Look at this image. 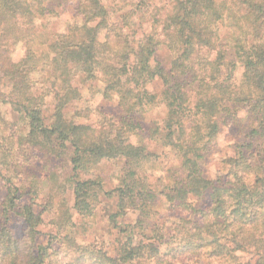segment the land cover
Masks as SVG:
<instances>
[{
    "label": "trees",
    "instance_id": "trees-1",
    "mask_svg": "<svg viewBox=\"0 0 264 264\" xmlns=\"http://www.w3.org/2000/svg\"><path fill=\"white\" fill-rule=\"evenodd\" d=\"M51 1L0 0V58L22 46L20 60H8L1 71L8 103L25 121L27 132L19 140L24 150L69 153L77 175L100 161L125 160V174L105 193L116 202L108 218L117 230L113 256L68 233L36 245L41 214L18 203L17 187L7 178L2 214L21 218L25 227L19 239L0 225V264H194L204 249L219 263L246 253L254 264H264V0H124L127 11L114 17L103 0H79L78 21L54 36L41 61L29 42L34 20L52 14ZM224 21L231 45L218 37L216 27ZM159 46L172 55L167 67L156 56ZM155 81L162 84L166 113L148 140L178 167L156 193L138 176L158 157L148 151L134 119L155 103L148 88ZM83 84L95 85L101 99H116L120 119L94 103L82 107ZM230 108H244L254 128L249 141L223 160L225 175L209 179L201 161ZM101 189L97 180L74 182L79 215L91 214ZM158 199L173 216L167 229H146L140 221L130 229L116 226V218Z\"/></svg>",
    "mask_w": 264,
    "mask_h": 264
},
{
    "label": "rangeland",
    "instance_id": "rangeland-1",
    "mask_svg": "<svg viewBox=\"0 0 264 264\" xmlns=\"http://www.w3.org/2000/svg\"><path fill=\"white\" fill-rule=\"evenodd\" d=\"M78 1L53 0L49 3L52 14L47 15L44 20L39 18L34 20L29 49L34 53L35 58L42 61L54 36L63 31L68 24L78 21L76 11ZM103 3L111 17L127 11V8H122L124 0H103ZM228 23L224 21L216 28L220 42L231 45ZM145 25L147 24H144V28L147 29ZM19 46L21 51L19 47L14 51L9 49L8 51L11 52L0 58V225L7 224L15 238L20 239L24 234L25 226L21 218L12 214L5 218L2 214L1 205L5 196L4 179L9 178L17 187L18 203L31 204L34 211L41 214L42 222L38 226L39 235L36 238V245H46L50 236L56 233L59 235L68 233L77 243L102 246L109 256H113L117 230L111 229L108 218L114 212L116 202L105 193L113 190L118 179L125 174V160L100 161L77 175L72 172L69 153L54 157L35 153L32 149L24 150L21 147L19 140L26 134L27 128L24 119L8 103L9 87L7 89V83L1 72L3 64L6 65L8 60H20L22 46ZM156 56L165 67L172 59V55L163 46L157 48ZM79 79L76 78L75 85H80ZM83 88L82 97L85 102L82 107L89 108L94 103L93 106L101 113L120 119L121 114L117 109L116 99H101L95 85L89 87V84H83ZM148 88L155 96V103L144 114L134 119L140 125L139 133L145 140L148 151L154 153L158 159L156 162H147L145 166L143 165V170L138 176L144 178L150 189L156 193L157 188L168 183L174 169L178 170V167L177 161L169 153L148 140L150 129L160 127L166 113L161 103L162 84L155 81ZM87 91H91V94ZM230 110L231 112L223 113L219 118V132L201 161L203 175L209 179L225 175L227 167L223 160L232 156L237 147L249 141L254 128L253 120L244 108L236 110L230 108ZM72 111L68 109L67 115ZM50 113V105L46 104L44 115L49 117ZM87 179L97 180L102 189L101 192L96 193L97 198L92 203L91 214L82 216L73 208L72 187L75 181ZM65 213L69 214V220L63 222ZM172 219L173 216L165 211L162 201L158 199L123 217L116 218L115 223L118 228L123 229H130L136 221H140L144 228L147 227L146 229L156 225L167 229ZM137 231L134 230L135 233ZM207 252L208 250L204 249L195 255L192 259L194 264H254V259L246 253L238 255L235 261L219 263L210 260ZM140 264L150 263L140 262Z\"/></svg>",
    "mask_w": 264,
    "mask_h": 264
}]
</instances>
